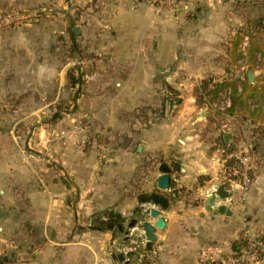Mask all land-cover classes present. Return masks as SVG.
<instances>
[{
	"label": "crops",
	"instance_id": "obj_1",
	"mask_svg": "<svg viewBox=\"0 0 264 264\" xmlns=\"http://www.w3.org/2000/svg\"><path fill=\"white\" fill-rule=\"evenodd\" d=\"M181 2L189 12L175 23L137 0H0V264H121L112 233L91 221L105 211L129 221L152 194L169 197L151 248L158 264H204L203 250L226 257L246 231L264 234V120L239 112L224 130L194 86L206 74L240 78L232 41L264 0ZM60 40L80 51V86ZM247 124L260 134L246 137ZM93 133L108 144L87 142ZM248 141L259 146L241 197L219 161ZM163 163L170 187L160 193Z\"/></svg>",
	"mask_w": 264,
	"mask_h": 264
},
{
	"label": "built area",
	"instance_id": "obj_2",
	"mask_svg": "<svg viewBox=\"0 0 264 264\" xmlns=\"http://www.w3.org/2000/svg\"><path fill=\"white\" fill-rule=\"evenodd\" d=\"M138 3H143L151 7L156 15H169L172 20L177 23L180 16L188 14V10L183 6L181 0H137ZM249 44V37L243 36L242 42L239 46V53L241 54L239 63L246 64L247 49ZM256 63L261 61V55L256 54ZM214 83V82H213ZM240 87V86H239ZM231 86H224L214 93L213 101H206L205 104L214 112L224 116L226 123L223 124L222 129L228 130L229 120L232 117L227 113L230 109L232 100ZM251 109L256 107L255 104H249ZM251 141L245 142L243 145L236 148H230L224 153V156L219 161L221 169V180L234 187L243 197L250 188L253 180L254 168L256 165V156ZM216 188L211 186V192L214 193ZM243 239L245 246L239 252H232L231 255L221 258H215L212 249L203 250L200 255L204 260V264H259L264 263V234L251 233L246 231ZM148 253L153 259L151 264H157L155 258L157 252L150 249Z\"/></svg>",
	"mask_w": 264,
	"mask_h": 264
},
{
	"label": "rangeland",
	"instance_id": "obj_3",
	"mask_svg": "<svg viewBox=\"0 0 264 264\" xmlns=\"http://www.w3.org/2000/svg\"><path fill=\"white\" fill-rule=\"evenodd\" d=\"M246 17H247V15H246ZM255 21H256V18H253L252 20L246 19V32L249 31V29L250 30L254 29L253 28V26H254L253 22H255ZM260 39H262L261 41L264 42V31L261 33ZM60 41H62V43L59 44L60 47L58 48V53H59L60 57L63 59H65L66 57L69 58L70 62L72 63V66H71V69L67 73L68 74L71 73L74 80H75V85L80 86L84 82L81 75L79 74L81 72L78 71V67H80L78 62L81 58L80 51L78 50L77 45H74V47H72V45H70L69 42L67 43V41H64V40H60ZM74 51H75V53H74ZM256 54H258V53H256ZM247 57H248V52H247ZM248 63L249 62L247 60L246 64L237 63L236 65H233L234 66V73H236V71H239L240 76H238V77H240V78H233L230 76L227 78L226 77L221 78V76H218L217 74H215V75L214 74H206L207 76H204L200 81H198L197 84H194L195 90H197L196 96L198 97V100H200L201 103H204V104L206 101H209V102L213 101V99H212L213 96L210 98V94H212L213 86L218 85V83H216V82L213 83L212 81H214V80L217 81L218 79H221L222 82L220 85H222V87H220V88H223L224 85L225 86H231V84L235 85L237 80L243 81L245 79L244 74H243L245 72H252L254 77L256 78V82H253L250 84V85H252V87H253V85H255L256 87H258L259 85L260 86L264 85V65H261L262 62H257L255 67L252 69L249 67ZM241 67H243L242 70L240 69ZM68 81H69V79H68ZM205 81H206L207 87L203 88L202 83H204ZM252 103L255 105H258L259 102H258V100L256 101V100H253L251 98V99H249L248 104L251 105ZM254 108H256V107H254ZM83 123H86V121ZM254 130L256 131L257 129L256 128H250L247 124L246 125V137H249L251 135L250 133ZM95 135H96V133L95 134L93 133L91 135L90 140H87V142H93L94 141L93 143H95V146L97 147L100 144L96 141ZM103 141H105V145L108 144V141H106L105 139ZM83 144H84L83 150H85L86 144L81 143L80 145H83ZM97 151L103 152L100 148ZM101 160H102V158H101ZM146 195L147 194L141 195L139 200H141V198L143 196L146 197ZM136 210L137 209H135L134 211H136ZM138 216H139V213L134 214V212H133L132 215L129 216V218L135 219V218H138ZM130 221H131V219L129 221H126V219H125L124 223H122L121 225H123L124 228H126V225ZM96 224H98V221H96V222H93V220L91 221L92 226L93 225L96 226ZM103 230H105V229H103ZM109 231L112 233V236H113L114 241L116 243L115 246L112 248V251H111L112 255H116L118 253L123 254L124 260H127L129 264H131V263L133 264L135 262H138L141 264H151L153 259L151 258V255L148 253L149 250L145 249V246L143 245V241H144L143 238H138L135 236L136 234L133 232L134 230L129 231L128 237H125L123 234H120L117 231V229H112ZM153 250H155L157 252L155 262L158 264L159 263V260H158V253L159 252L157 249H153ZM121 264H124V263H121Z\"/></svg>",
	"mask_w": 264,
	"mask_h": 264
},
{
	"label": "trees",
	"instance_id": "obj_4",
	"mask_svg": "<svg viewBox=\"0 0 264 264\" xmlns=\"http://www.w3.org/2000/svg\"><path fill=\"white\" fill-rule=\"evenodd\" d=\"M253 23H254V26H253L254 29H251V30L249 29V31L247 32H246V29H244L240 35H237L235 37V39L232 41V46H231L233 59L239 60L242 57L240 53L237 54L238 46H240L243 36L247 35L249 37V44H248L247 52H248V62H249L248 64L251 69L254 68L256 65V58H255L256 53L261 55L262 60L260 62H262L261 65H264V61H263L264 60V42L261 41L262 39H260L261 33L264 31V15L263 14L259 15L258 18H256V21ZM68 79H69L70 85L74 86L75 80L71 73L68 74ZM202 87L203 88L207 87L206 81L202 83ZM220 87H222V85L220 84L213 86L212 93L220 89ZM231 88H232V95H231L232 104H231L230 109L227 111V113L229 115H233V114H237V113L239 114V112H242L243 115H246V120H251L252 122L263 121L264 111L262 109V102L264 100V85L260 86V88L256 87L255 85H253L252 87V85H250L247 82V77H246L242 81V91L239 94L235 91V85L231 84ZM196 91L197 90H195V96H196ZM251 98L256 101L258 100L259 102L258 105H256V108L254 109H251V107L248 104V101ZM196 101L198 104H202L201 101L198 100L197 96H196ZM257 131L258 130L256 131L254 130L253 132L257 133ZM95 139L99 144H105V141H103L102 138L98 136L97 134L95 135ZM258 146L259 144L256 141H254L252 150L255 152ZM136 211H134V214L137 213ZM96 221H98V224H96L95 227L109 231V229H107V226L109 224L112 225V229H117L118 225L124 223L125 219L122 218L121 215H119L116 212L105 211L103 213L98 214L97 216L93 218V222H96ZM244 246H245V241L243 238H241L239 241H236L233 243L232 251L239 252L240 250L244 248Z\"/></svg>",
	"mask_w": 264,
	"mask_h": 264
},
{
	"label": "water",
	"instance_id": "obj_5",
	"mask_svg": "<svg viewBox=\"0 0 264 264\" xmlns=\"http://www.w3.org/2000/svg\"><path fill=\"white\" fill-rule=\"evenodd\" d=\"M73 32L78 34V29H74ZM247 82L249 84L254 82V75L252 72H248L247 75ZM231 137L230 133L224 135V143L227 144ZM159 175L156 177V189L160 193L167 192L170 187V168L166 164H160L157 168ZM215 195L220 200L227 199L228 193L223 189V187L219 186L216 188ZM172 199L176 198V194L171 195ZM211 199V203H212ZM145 205H151V208L145 210L141 213L138 218L131 219V221L126 225L124 228L123 225H118L117 230L120 234H123L125 237H128L129 231L132 230H139L142 233L144 238V246L146 250H150L152 245L157 241L156 230L162 231L165 227V221L161 216V210H165L169 206V197L163 196L160 194H152L150 197L144 199L143 202ZM217 212L219 214L230 215V213L226 210L224 205H220L217 208ZM149 219H155L153 223L150 221H145V217ZM107 229L111 230L112 225H108ZM113 259L119 261L120 263L129 264L128 261L124 260V256L121 253L113 255Z\"/></svg>",
	"mask_w": 264,
	"mask_h": 264
}]
</instances>
